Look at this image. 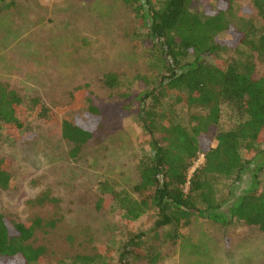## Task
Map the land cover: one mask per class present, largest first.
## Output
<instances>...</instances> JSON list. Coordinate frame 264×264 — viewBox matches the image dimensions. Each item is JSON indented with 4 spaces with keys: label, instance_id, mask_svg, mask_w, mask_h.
<instances>
[{
    "label": "rangeland",
    "instance_id": "rangeland-1",
    "mask_svg": "<svg viewBox=\"0 0 264 264\" xmlns=\"http://www.w3.org/2000/svg\"><path fill=\"white\" fill-rule=\"evenodd\" d=\"M225 5L230 6L226 0H193L197 11ZM235 7L258 19L253 0H236ZM136 34L134 13L122 0H16L0 13V82L20 96L41 98L52 110H66L62 118L74 123L85 118L86 109L67 110L71 96L88 87L105 119L103 131L76 158L74 145L56 125L31 118L17 137L3 133L0 156L12 162L13 185L0 193V214L34 225L29 243L45 249L38 264H78L80 256L118 264L124 246L141 233L146 234L141 247L148 256L156 255L155 264H264V232L243 223L226 228L195 217L179 228L176 239L174 229L154 233L155 211L129 225L120 212L97 210L100 184L110 181L132 191L140 160L148 153L137 116L139 96L151 89L145 78L153 82V72ZM219 40L227 46L238 43L234 32ZM110 72L121 78V87L113 91L102 82ZM258 72L264 75V65ZM194 112L179 109L178 121L186 124ZM240 118L233 107H222L220 124L210 132L214 147L216 136L236 127ZM242 154L249 161L251 156ZM250 180L248 173L238 193ZM228 184L220 187L222 199Z\"/></svg>",
    "mask_w": 264,
    "mask_h": 264
},
{
    "label": "trees",
    "instance_id": "trees-1",
    "mask_svg": "<svg viewBox=\"0 0 264 264\" xmlns=\"http://www.w3.org/2000/svg\"><path fill=\"white\" fill-rule=\"evenodd\" d=\"M135 16V42L148 52L153 82L139 96L137 125L148 153L139 163V182L132 191L110 181L98 188V211L120 212L129 225L155 211L154 233L189 226L193 218L222 227L243 223L264 232V0H253L256 20L247 9L229 5L197 11L193 0H122ZM16 0H0V13ZM234 32L238 43L227 46L222 34ZM109 90L121 87L118 73L102 80ZM88 87L77 88L67 110L86 109L74 123L62 118L66 110H52L39 97L26 98L0 82V140L3 133L17 137L29 120L56 125L74 145L78 157L104 129V116L89 98ZM241 117L236 127L222 131L213 146L210 132L220 124L222 107ZM181 108L194 110L186 124L178 121ZM248 153L249 161L243 156ZM204 155L203 163L196 164ZM12 162L0 156V193L13 185ZM194 170L193 173L192 170ZM251 173L247 189L237 190ZM228 184L225 198L220 187ZM34 225L17 223L0 214V264H38L45 249L29 242ZM146 234L131 237L118 264L129 259L156 263L143 249ZM78 264H105L98 256H80ZM100 262V263H99Z\"/></svg>",
    "mask_w": 264,
    "mask_h": 264
},
{
    "label": "built area",
    "instance_id": "built-area-1",
    "mask_svg": "<svg viewBox=\"0 0 264 264\" xmlns=\"http://www.w3.org/2000/svg\"><path fill=\"white\" fill-rule=\"evenodd\" d=\"M204 155H200V158H199V160H198V163L196 164V167L195 168H197V167H199L200 166V164H202L203 163V161H204Z\"/></svg>",
    "mask_w": 264,
    "mask_h": 264
}]
</instances>
